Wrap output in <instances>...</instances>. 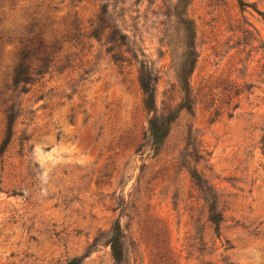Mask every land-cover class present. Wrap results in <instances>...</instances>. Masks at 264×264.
Returning a JSON list of instances; mask_svg holds the SVG:
<instances>
[{"label":"rangeland","instance_id":"rangeland-1","mask_svg":"<svg viewBox=\"0 0 264 264\" xmlns=\"http://www.w3.org/2000/svg\"><path fill=\"white\" fill-rule=\"evenodd\" d=\"M242 1L0 0V143L15 118L0 159V264H114L116 220L128 264H264V0ZM104 4L159 75L160 113L183 97L176 16L194 21L193 108L160 153L139 64L91 36ZM26 45L35 66L51 61L14 85ZM189 166L218 196L219 236Z\"/></svg>","mask_w":264,"mask_h":264},{"label":"trees","instance_id":"trees-1","mask_svg":"<svg viewBox=\"0 0 264 264\" xmlns=\"http://www.w3.org/2000/svg\"><path fill=\"white\" fill-rule=\"evenodd\" d=\"M240 2L244 4L242 0H240ZM181 3L180 0L177 6H181ZM189 4L190 1L185 4L186 9ZM109 6L110 5L106 4L103 5L97 25L91 36L100 38V34L103 32V34H106L107 41L112 44L110 47L112 51L117 48H126L125 51L115 52V55H117L120 60L130 61L133 59L139 64L138 80L143 92V106L145 111L150 115L148 130L151 137V147L155 153H160L171 131L172 124L179 117L180 112L184 110L191 111L193 108L190 78L198 61L194 21L187 15L186 9L183 15L176 16L183 30L184 50L180 56L177 69V81L183 97L176 108L170 107L160 113L157 109V86L160 77L147 59L140 58V56H145L140 45L131 41L129 35L123 32L118 23L111 18ZM32 50L34 49H30V47L26 45L19 52L18 61L12 73L14 85L32 83L35 81L36 76H41L46 72V68L51 61L50 55L46 54L43 57L36 58L38 63L35 66V63L30 61L31 56L34 55ZM126 53L130 54L131 58H128L125 55ZM7 119V135L0 143V159L5 153L13 136L15 118L12 114H9ZM187 169L194 183L202 191L204 199L211 202L208 210V221L211 223L215 233L219 236L224 215L222 211L218 210V196L214 193V189L197 167L189 166ZM124 237L125 233L122 224L119 220H116L112 226L108 239L114 264H128L126 250L123 244ZM75 262L79 263L77 260H75Z\"/></svg>","mask_w":264,"mask_h":264}]
</instances>
